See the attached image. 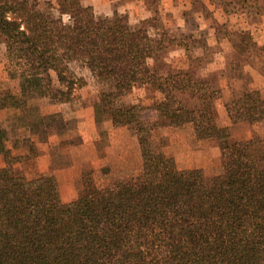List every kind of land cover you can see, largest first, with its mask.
Here are the masks:
<instances>
[{"label": "trees", "instance_id": "obj_1", "mask_svg": "<svg viewBox=\"0 0 264 264\" xmlns=\"http://www.w3.org/2000/svg\"><path fill=\"white\" fill-rule=\"evenodd\" d=\"M221 1L226 11L258 14L264 0ZM0 43L10 77L34 81L14 96L16 109L36 99L70 103L86 85L74 63L88 70L103 114L133 138L140 158L136 172L102 186L82 172L79 194L64 202L55 176H28L22 155L0 136V264H264L260 137L232 139L212 114L221 91L208 80L149 64L172 47L187 50L185 37L158 28L155 17L136 26L117 12L97 18L84 0H59L56 15L35 0H0ZM136 86L157 100L123 103ZM229 104L231 123L264 119L258 89ZM176 120L191 126L195 140H216L221 173L180 168L152 143L153 128Z\"/></svg>", "mask_w": 264, "mask_h": 264}, {"label": "rangeland", "instance_id": "obj_2", "mask_svg": "<svg viewBox=\"0 0 264 264\" xmlns=\"http://www.w3.org/2000/svg\"><path fill=\"white\" fill-rule=\"evenodd\" d=\"M35 1L43 9L57 14L59 0ZM146 2L154 10L162 4L173 8L168 17L158 13L149 17L156 18L158 28L171 31L176 37H185L189 45L187 50L172 47L166 54L150 59L149 64L161 70L169 66L183 69L195 78L208 80L212 88L221 91V96L213 103L214 117L221 124L229 125L234 140L260 137L261 142L256 149L264 156V119L234 121L231 124L228 113V109L232 110L230 100L245 90L258 89L264 96V1L258 14L226 11L221 0ZM157 31L151 30L154 33ZM6 66L5 45L0 43V108H6L0 121V136L11 152L19 153L20 150L12 146V105H15L14 96L19 93L20 87L34 81L25 80L22 84L20 78L10 77ZM70 66L77 75L86 79L82 92L77 90L70 103L50 105L43 99H36L32 100L29 109L19 108V113L28 114L27 135L36 139L29 144L31 157L18 164L19 168L24 169L28 176L52 174L55 178V172L61 171L60 180H56L62 201L74 199L79 194L84 171L91 172L96 184L102 186L136 172L140 167L137 145L124 129L112 126L107 141L102 122L111 120L102 112L99 86L93 82L88 70L74 63ZM156 100L157 96L149 89L136 86L121 101L150 105ZM97 101L99 108L95 107ZM169 126L172 134L166 132L162 141L156 127L151 130L150 139L153 144L161 145L163 152L173 157L178 167L199 170L207 178L221 173L222 151L216 140H195L191 126L181 120ZM48 133L52 138L46 144V137L51 136ZM96 136L100 140L92 141L91 138Z\"/></svg>", "mask_w": 264, "mask_h": 264}, {"label": "crops", "instance_id": "obj_3", "mask_svg": "<svg viewBox=\"0 0 264 264\" xmlns=\"http://www.w3.org/2000/svg\"><path fill=\"white\" fill-rule=\"evenodd\" d=\"M84 3L89 4L93 7L94 14L97 18L110 17L112 16L113 12H118V13L126 14L130 24L136 23L135 25H138L141 20L148 18L149 16L156 15L157 13L159 15L164 14L166 17H168L169 13L171 11L173 12V8L164 7L163 4L162 6L159 5L158 8L154 10V8H152L150 3L146 2V0H84ZM82 89L83 88L80 89V92H82ZM95 107L99 108L98 101L97 103H95ZM5 110L6 108H0V121L2 120V112H4ZM27 120H28V114L19 113V110L16 109L14 105H12V146L17 147L20 150L19 153L22 155L21 163H24L31 157V154H29V144H32V142L33 141L35 142L36 140L35 138L27 135L28 134L26 132L28 129ZM102 126L106 131V136H107L106 139L107 141H109L108 136L110 138L111 130L113 129L112 124L110 121H104L102 122ZM156 131L161 141L165 138L166 132L172 134L171 127L166 124L157 126ZM48 135H51V133H48ZM50 138H52V135L46 137L45 140L46 144H49ZM98 138L99 137L96 136L91 138V140L97 142ZM2 163H3V159L2 156H0V167L2 166ZM24 172L26 173L25 170ZM60 172L61 171L55 172L56 178L58 180H60L59 179ZM38 173L41 172L39 171ZM73 177H75V175ZM68 201L70 200L64 202H68Z\"/></svg>", "mask_w": 264, "mask_h": 264}]
</instances>
